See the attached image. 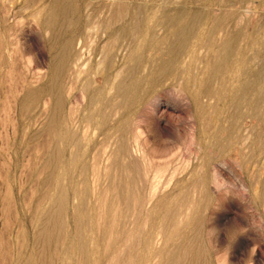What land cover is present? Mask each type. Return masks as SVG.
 I'll return each instance as SVG.
<instances>
[{
  "label": "rangeland",
  "instance_id": "1",
  "mask_svg": "<svg viewBox=\"0 0 264 264\" xmlns=\"http://www.w3.org/2000/svg\"><path fill=\"white\" fill-rule=\"evenodd\" d=\"M0 264H264V0H0Z\"/></svg>",
  "mask_w": 264,
  "mask_h": 264
},
{
  "label": "bare ground",
  "instance_id": "2",
  "mask_svg": "<svg viewBox=\"0 0 264 264\" xmlns=\"http://www.w3.org/2000/svg\"><path fill=\"white\" fill-rule=\"evenodd\" d=\"M149 8V7H148ZM140 10V9H139ZM136 18V17H135ZM226 21V20H225ZM224 21V22H225ZM139 25V24H138ZM237 26V25H236ZM172 27V26H171ZM233 27V26H232ZM183 33V32H182ZM210 35V34H209ZM100 36V35H99ZM195 36V35H194ZM157 38V37H156ZM193 39V38H192ZM176 40V39H175ZM231 40H233V39H231ZM114 42V41H113ZM210 42V41H209ZM109 43V42H108ZM139 45V44H138ZM175 45V44H174ZM223 46V51H224V53L223 54H225V56L227 55V53H228V47L227 46H225V45H222ZM115 48V47H114ZM222 49V48H221ZM231 51V50H230ZM83 53V52H82ZM125 53V52H124ZM194 53V52H193ZM80 58V57H79ZM79 63V62H78ZM247 64H248V62H247ZM120 72V71H119ZM122 72V71H121ZM185 72V71H184ZM133 73V72H132ZM133 75V74H132ZM190 75V74H189ZM102 76V75H101ZM100 76V77H101ZM117 76H118V74H117ZM190 79V78H189ZM210 80V79H209ZM97 83H98V81H97ZM99 84V83H98ZM76 85V84H75ZM180 86V85H179ZM84 89V88H83ZM216 93V92H215ZM261 94V93H260ZM60 95V94H59ZM60 97V96H59ZM224 99V98H223ZM108 103H109V101H108ZM58 105H60V103L58 104ZM63 106V105H62ZM63 108V107H62ZM60 111V110H59ZM107 111V110H106ZM104 115V114H103ZM120 151V150H119ZM121 165H122V163H121ZM123 167V166H122ZM167 170V169H166ZM176 171V170H175ZM122 182V181H121ZM121 185V184H120ZM124 188V187H123ZM120 189V188H119ZM122 191V190H121ZM117 195V194H116ZM118 198V197H117ZM120 200V199H119ZM87 209V208H86ZM101 218V217H100ZM99 218V219H100ZM112 228V227H111ZM112 232V231H111ZM57 242V241H56Z\"/></svg>",
  "mask_w": 264,
  "mask_h": 264
}]
</instances>
